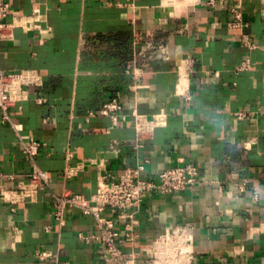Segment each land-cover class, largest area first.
<instances>
[{"label":"crops","instance_id":"0c3cea01","mask_svg":"<svg viewBox=\"0 0 264 264\" xmlns=\"http://www.w3.org/2000/svg\"><path fill=\"white\" fill-rule=\"evenodd\" d=\"M239 2L243 25L233 27ZM0 7L5 18L38 8L49 28L41 36L16 27L0 42L2 70L32 69L42 80L7 117L0 109V171L15 176L1 186L28 182L33 162L23 144L32 140L41 143L35 163L48 177L34 200L0 198V264H56L39 259L41 250L68 264H105L101 245L78 236L96 232L94 217L69 207L60 225L52 192L89 197L99 175L138 161L152 180L182 162L194 163L199 178L185 191L149 193L135 239L122 237L121 248H146L185 224L193 264H264V0H0ZM113 98L126 116L116 124L97 113ZM134 110L168 114L139 150ZM81 162L82 170L64 175Z\"/></svg>","mask_w":264,"mask_h":264},{"label":"built area","instance_id":"2783aa9c","mask_svg":"<svg viewBox=\"0 0 264 264\" xmlns=\"http://www.w3.org/2000/svg\"><path fill=\"white\" fill-rule=\"evenodd\" d=\"M227 0H207L208 5L224 4ZM231 13L233 22L231 26L239 27L242 24L241 4H235ZM6 12L0 7V42L13 37V29L21 27L24 30H38L41 36L49 32V28L41 25L44 14L38 8H34L31 14L14 15L5 18ZM134 79L137 73L132 69ZM42 84L40 75L35 70L12 71L0 68V109L5 117L6 112L13 104L25 100L28 97V88L32 85ZM178 93L185 99L190 96L186 88H177ZM121 105L113 98L105 102L97 113L107 115L113 124L117 123ZM89 114H93L90 112ZM135 128V150H139L146 139L151 138L155 128L165 126L168 114L159 110L150 116L132 112ZM41 143L35 140L23 144V151L33 162V168L29 174L27 183L22 184L21 190L3 189L1 182L14 179L15 176L0 171V198L15 203L29 198L35 199L38 190L48 187L47 173L35 163ZM85 162L67 168L65 176H71L84 168ZM145 162L138 161L134 166L127 168L120 174H102L98 176L96 191L88 196L72 192L64 188L60 192H52L53 216L59 224L64 223V214L67 208H77L86 214H91L95 219L97 230L92 234L79 233L83 241L94 240L101 245L100 258L105 264H139L143 259L144 264H193L194 250L193 237L185 224L169 227L152 244L140 250H124L119 241H133L137 235L136 212L149 193H178L185 191L198 182L199 170L192 162H182L179 165L168 166L159 172L157 179L145 177ZM122 225L123 233L117 228ZM39 259L53 260L56 264H68L59 261L56 253L46 250L37 251Z\"/></svg>","mask_w":264,"mask_h":264},{"label":"bare ground","instance_id":"6f19581e","mask_svg":"<svg viewBox=\"0 0 264 264\" xmlns=\"http://www.w3.org/2000/svg\"><path fill=\"white\" fill-rule=\"evenodd\" d=\"M187 0H166V2H170V3H175L177 5H182L184 2H186ZM176 6V5H174ZM181 7V6H180Z\"/></svg>","mask_w":264,"mask_h":264}]
</instances>
